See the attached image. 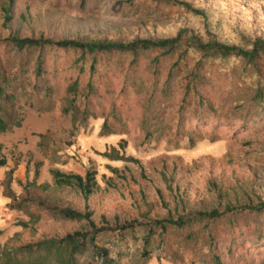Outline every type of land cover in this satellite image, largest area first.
Instances as JSON below:
<instances>
[{
	"label": "rangeland",
	"instance_id": "374dc122",
	"mask_svg": "<svg viewBox=\"0 0 264 264\" xmlns=\"http://www.w3.org/2000/svg\"><path fill=\"white\" fill-rule=\"evenodd\" d=\"M193 2L226 8L224 19L230 16L235 21L240 17L260 32L264 29V0ZM229 10L235 15L231 16ZM13 17L8 28L0 19V38L41 32L52 38H73L82 32L133 39L163 36L182 25H195L182 10L156 0H15ZM9 51L10 47L0 44L3 65L10 63ZM154 55L144 54L132 67L117 55L101 59L98 73L93 76L97 92L91 98L88 119H82L78 109L63 111L66 89L78 76L74 69H68L63 53L59 64H54L53 57L47 62L45 77L53 88L51 100L45 97L44 90L33 94L27 83L34 79L24 76L19 79L17 95L0 98V111L10 126L0 135L7 158V165L0 169V249L6 243L36 242L44 236L64 235L84 226L43 215L35 223L37 233L33 235L18 225L21 220L33 218L32 209L21 196L23 185L35 180L36 171V184L40 185L53 184L52 168L81 174L92 168L97 171L100 187L88 200L72 189L58 190L55 195L80 209L88 205L99 226L105 219L114 228L133 225L103 232L96 239L98 245L109 248L116 264H199L200 257L213 264L214 254L224 264H264V241L255 244L248 226L232 229L221 221L213 229L212 252L208 245L201 246L188 238L185 230L150 231L153 220L170 211L211 201V181L227 188L258 180L264 190V113L247 121L242 115H231L237 84L214 69L199 88L216 107L214 119L220 122L209 121V114L196 119L198 114L189 105L182 113L188 118L185 124L179 108L189 79L178 73L169 79L173 61L161 59L154 68ZM81 77L85 83L89 74ZM105 122L110 131H103ZM179 124L185 125L179 129ZM189 132L194 134V143ZM121 143L125 144L122 151L138 158L142 167L101 155L112 146L119 149ZM109 166L117 167L124 177L115 175ZM31 195L43 199L39 191ZM92 257L90 249L81 260L88 262Z\"/></svg>",
	"mask_w": 264,
	"mask_h": 264
},
{
	"label": "trees",
	"instance_id": "16d2710c",
	"mask_svg": "<svg viewBox=\"0 0 264 264\" xmlns=\"http://www.w3.org/2000/svg\"><path fill=\"white\" fill-rule=\"evenodd\" d=\"M156 1L182 10L195 25H182L163 36L145 35L133 39L110 38L82 32L73 38H52L42 32L24 37L11 34L6 38H0V44L10 47L9 52L12 53L9 64L3 65L0 60V98L17 95L21 85L19 79L24 76L25 79L33 77V82L27 83L31 85L33 94L44 90L45 97L51 100L53 88L49 86L45 77L48 72L47 62L53 57L54 64H59L63 53L65 54L63 61L68 69H74L78 73L76 79L66 89L68 97L63 111L69 113L78 109L82 113V119H88L91 113V98L97 92L93 76L98 73L101 59L117 55L127 60L132 67L138 64L144 54L155 53L151 60L154 68L159 66L161 59H171L173 62L169 79L174 73L183 74L189 79L184 85L185 90L179 108L180 118L186 120L185 124L188 118H184L182 113L189 105L197 112L196 119H203L209 114V121L214 123L217 121L214 119L216 107L201 94L199 88L214 69L225 73L230 83L237 84V98L233 99L231 115H242L247 121L255 115L263 114L264 29L260 32L258 27L250 26L240 17L235 21L230 16L224 19L227 9H220L208 3H196L193 0ZM14 4L15 0H4L0 4V19L3 20L4 28H8L13 21ZM229 12L231 16L235 15L230 10ZM86 73L89 74V79L82 83L81 76ZM230 88L233 89V85H230ZM30 105L34 107L33 103ZM196 122L197 120L193 123ZM219 122L220 120L217 121ZM183 126L179 124V129ZM9 127L4 112L0 111V135ZM192 129H195V126ZM107 130L110 131V127L105 122L103 131ZM191 132L189 139L194 143V134ZM124 149L125 144L121 143L119 149L112 146L101 155L111 161L134 162L142 167L140 160L127 155L122 151ZM6 165L7 158L0 143V169ZM109 167L115 175L122 176L117 167ZM14 169L15 167L12 171ZM38 173L35 172L34 181L23 185L24 193L21 196L22 202L32 209L33 218L29 221L21 220L18 225L30 230L33 235L37 233L35 223L43 215L57 221L85 225L64 235L44 236L36 242L6 243L0 249V264H97L98 261L100 264H116L110 257L109 248L98 245L96 239L103 232L133 228V225L124 224L114 228L109 220L105 219L103 226H99L95 221L94 211L88 205L80 209L72 203L62 202L61 198L55 195L58 190L72 189L88 200L100 187L97 171L88 168L81 174L52 168L50 173L53 184L46 182L40 185L36 184ZM211 184L213 186L211 201H199L187 205L188 208L184 206L181 211H170L166 216L154 219L150 231L154 233L162 229L163 232H167L170 228L185 230L188 238L195 239L200 245L201 243L208 245L212 252L215 243L213 229L221 221H226L232 229L241 225L250 227L252 241L255 244L262 243L264 190L258 180L238 182L236 186L227 188L216 181H211ZM37 191L42 194V200L32 197V192ZM158 192L163 199L162 192L160 190ZM90 249L93 251V257L88 262H83L82 257ZM199 259V264H211L206 258ZM211 261L213 264H224L216 254L212 255Z\"/></svg>",
	"mask_w": 264,
	"mask_h": 264
}]
</instances>
